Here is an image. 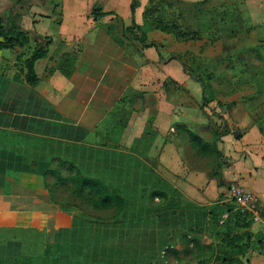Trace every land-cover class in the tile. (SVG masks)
<instances>
[{
  "label": "crops",
  "instance_id": "crops-1",
  "mask_svg": "<svg viewBox=\"0 0 264 264\" xmlns=\"http://www.w3.org/2000/svg\"><path fill=\"white\" fill-rule=\"evenodd\" d=\"M9 1L12 3L13 0H0V5L7 3L0 10L1 14L11 5ZM26 1L27 8H22L18 24L29 36L48 37L50 43L46 56L33 64L37 77L33 85L24 80L23 60L30 54L34 39L30 37L22 46L0 48V131L9 134L0 137V227L53 223V232L45 234V242L51 244L60 239L68 246L71 235L72 240H76L74 235L80 233L81 212H62L49 202L47 195L38 193L44 192L46 187L39 177L37 149L32 147L30 139L84 141L89 131L129 89L142 92L141 100L148 102L133 111L127 120L126 148L133 147L143 127L154 132L149 139H142L143 143L147 141V154L142 162L136 160L132 168L138 166L149 174L171 177L172 187L184 199L198 205L227 202L231 186L225 185L234 182L250 196L242 207L250 219L247 228L250 246L244 249L243 260L247 264H264L261 250L264 238V145L260 143L261 136L257 131L251 130L250 134L240 137L229 132L221 135L216 141L221 153L219 162H213L209 158L211 154L195 152L186 134L174 125H184L204 142L211 143L213 139L209 140L199 132L200 127H206V122L184 119L187 109L183 108V111L181 105L176 108L175 104L165 102L162 84L169 78L196 94L200 92L199 84L187 77L177 59L161 58L158 46L157 49L142 48L138 54L115 42L103 28L104 24L113 21L112 14L96 19L89 16L91 5L102 2L101 11L119 16L121 24L115 34L120 35L116 30L130 23V0ZM138 1L133 14L137 25L141 24V11L146 0ZM71 51L76 52V60L69 76L57 69L48 73V68L54 66L62 53ZM148 116H152L154 122H146ZM22 139L29 142L23 145ZM23 153L28 161H23ZM215 165L219 166V179ZM185 236L190 238L188 234ZM63 250L65 255L68 250L65 252V247Z\"/></svg>",
  "mask_w": 264,
  "mask_h": 264
},
{
  "label": "rangeland",
  "instance_id": "rangeland-1",
  "mask_svg": "<svg viewBox=\"0 0 264 264\" xmlns=\"http://www.w3.org/2000/svg\"><path fill=\"white\" fill-rule=\"evenodd\" d=\"M148 1L142 8L137 34L145 33L147 40H153L162 53L161 58L167 59L169 55L180 57L185 70L204 81V89L200 87L199 94H196L181 85L177 88L175 81L166 78L162 86L166 93L164 101L175 104L176 108L181 105L180 108L187 109L184 119L206 122V127H200L199 132L209 140L214 139L213 134L219 139L228 132L240 137L256 130L261 136L260 143L264 145V0H207L196 6L187 4L201 0H178L179 3L169 5ZM6 4L0 5V10ZM27 5L28 1L22 4V8H27ZM147 5L157 10L156 18L166 23L175 22L186 31H196L199 38L178 39L170 29L161 31L147 26L142 16ZM17 8L15 6L13 10L22 13L23 10ZM115 23L118 28L121 20ZM128 38H125L124 45L133 51L130 41L133 39ZM132 44L139 46L135 40ZM141 98L142 92L126 90L101 122L89 131L84 142L77 144L83 146L85 158L81 159L79 148H76V153H71L72 157L74 154L76 157L70 158L77 163L79 170L95 176L103 172L102 175L108 177L112 185L122 190L127 201L123 224L116 223L117 218L112 216L111 210H95L71 198L67 184H56L49 173L42 175L55 163L37 161L41 173L39 177L46 187L44 192L38 193L48 196V189L54 202L51 204L58 210L81 212L79 226L82 232L74 235L76 240L71 242L70 238L67 246L60 239L54 240L52 237L54 242L50 246L51 256L62 254L65 247V252L68 250L77 258H60L55 264H200L205 258L229 250L244 261L245 255L239 253L241 247L244 248L243 242L239 248L229 249L220 239L226 228L233 233L243 232L240 225L247 220L231 194L227 202L198 205L184 199L172 187L171 177L149 174L138 166L132 168L136 160L142 162L147 154L145 150L148 144L147 141L143 143L142 139L147 140L154 133L151 128L143 127L133 147L126 148L127 120L133 111L143 108L142 105L148 102ZM147 118L146 122H154L152 116ZM209 158L213 162L216 160L213 154ZM214 170L219 179V166L215 165ZM60 172L62 176L67 175L62 168ZM231 185L236 184L232 182ZM231 185L227 183L225 186L229 188ZM152 189L164 191L166 198L150 200L148 193ZM63 205L68 208L60 207ZM228 207L232 211L227 215ZM74 224L77 226V223ZM52 225L37 224L24 232L28 234L27 238L41 234L45 242V234L53 232ZM186 234L197 239L200 247L192 249V254L180 260L172 255V251L185 245L184 237L190 239ZM78 238L82 240L81 243L77 242ZM30 249L25 248V251ZM81 252L83 255H80ZM5 263L6 260L0 256V264Z\"/></svg>",
  "mask_w": 264,
  "mask_h": 264
},
{
  "label": "trees",
  "instance_id": "trees-1",
  "mask_svg": "<svg viewBox=\"0 0 264 264\" xmlns=\"http://www.w3.org/2000/svg\"><path fill=\"white\" fill-rule=\"evenodd\" d=\"M149 1V3H152L154 1L157 4L165 3L168 5L175 2L179 3L178 0ZM206 1L207 0L191 2L187 5H201ZM25 3L26 0H13L11 5L6 10H4L3 14L0 13V48H10L14 45L22 46L28 42L30 37L34 39L35 43L30 54L23 60V66L25 68L24 80L27 84L33 85L37 81L33 64L37 59L46 56L47 47L50 43V39L48 37H43L37 34H32L29 36L28 32L20 27V25L18 24L20 13L15 12L14 10H12V8L15 5H18L17 7L19 9H22L21 5ZM138 5V0L129 1L130 23L120 28V35L115 34V29L117 26L115 22L119 20V16L112 12L101 11V6L98 1L94 2L91 5L89 16H91L93 19H96L97 17L103 15L112 14L113 21L103 25L105 32L109 34L111 38L120 45L124 44L125 38H128L129 36V38L133 39L130 40L131 45L133 47V51L137 52L138 54H141L140 50L142 48H157L156 43L154 41H148L146 39L145 33L137 34L136 32V30L139 29V26L135 24L133 20V14L135 8ZM156 11L157 10L155 8H150L149 5L144 8L142 16L147 26L153 29H159L161 31H166L170 29L172 30L174 37L178 39L192 40L199 38V35L196 31H186L183 30L180 26H178L175 22L166 23L163 22V20L161 21L160 18H156V16H154ZM128 39L127 42H129ZM134 40L139 43V48L135 44H132ZM169 58L177 59L181 63L183 72L187 74L191 79L196 81L200 85L201 89H204V81L200 77L192 76L189 72H187L185 70L184 63L180 59V57L169 56ZM75 60V51L62 53L55 61L54 66H50L47 71L48 73H50L53 69H57L64 76H69L73 71ZM165 82L166 80L163 82V86L165 85ZM176 87L179 88L180 86L176 84ZM174 127L186 134L190 146L195 150L196 153H199L201 155L213 154L215 159L219 162L221 153L216 147L217 135L213 134L214 139L211 141V143H207L204 142L197 133L188 129L184 125L175 124ZM7 134V132L0 131V137L8 136L9 134ZM22 142L24 145V143H28L29 140L22 139ZM30 142L32 144V147H36L37 149L36 155L38 162H43L44 164H50L51 162L55 163L53 168L46 170V172H42V175H44V173L51 174L56 184L68 185V195L71 198L78 199L81 203L89 205L95 210H111L112 216L117 218L116 223H124L122 219L126 213L125 210L127 208V201L125 196L123 195L122 190L117 185H112L113 183L108 181V177L102 175L103 172L97 174L96 176L90 173L83 172L79 170L77 163L75 164L74 161L70 159L76 157L75 154L74 157H72L71 155V153L77 152L76 148H79L81 150V159L85 158V155L82 154L84 153L83 146L77 145L81 142L68 143L40 137L32 138L30 139ZM25 160L28 161L27 157L25 156V153H23V161ZM32 162L34 163V159L32 160ZM60 168L64 169L67 172L66 176L61 175ZM109 170L112 171V169ZM47 192L49 202L54 203L52 200V196L50 195V191L48 189ZM148 197L150 200H153L155 198L164 200L166 198V193L159 189H152L149 191ZM60 207L68 208L64 205ZM231 209V207H228L226 209L227 215L231 213ZM240 213L247 218V220H245L240 225V227H242L244 231L240 233H233L231 230L229 231V229L226 228L224 235H222L220 239L221 242L225 244V247H229V249L232 247L233 249L239 248V245H241V243L243 242L244 244H242V246L244 248L242 249L241 247V251H239V253L242 254L244 252L243 250L248 247V242L250 239V233L247 230L250 225V219L246 212L243 211ZM34 227V225H27L25 227H0V256H3L4 260H6L5 264H55L56 261L60 258L70 259L72 256H74L75 259L77 258V256L74 253H70V251L66 252L65 255H63V253H60L56 256H51V244L43 242L41 234H39L38 237L27 238L28 234L24 231H27V229H29L30 231L31 228ZM79 232H82L81 228ZM73 241L74 240H72L71 235V242ZM184 241L185 245L183 247L179 248L178 250L172 251V255L177 259L192 254V249H197L200 247L197 239H186L184 237ZM77 242L81 243L82 240L78 238ZM258 242H260V240H258ZM189 244L191 246H189ZM25 248L31 249L25 251ZM80 255H83V252H81ZM236 257L237 256H235L229 250L227 252L224 251L222 253L214 254L210 258H205L200 261V264H247L245 261H241L240 259H238V257ZM83 263L84 262H82V264Z\"/></svg>",
  "mask_w": 264,
  "mask_h": 264
},
{
  "label": "built area",
  "instance_id": "built-area-1",
  "mask_svg": "<svg viewBox=\"0 0 264 264\" xmlns=\"http://www.w3.org/2000/svg\"><path fill=\"white\" fill-rule=\"evenodd\" d=\"M230 194L232 195V197H234L237 201V204L241 207L240 209L242 210V207L244 206V204L248 201L249 199V194L245 193L242 191V189L237 186V185H231L230 187ZM261 250L264 252V238L262 241V247Z\"/></svg>",
  "mask_w": 264,
  "mask_h": 264
}]
</instances>
